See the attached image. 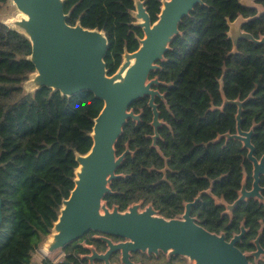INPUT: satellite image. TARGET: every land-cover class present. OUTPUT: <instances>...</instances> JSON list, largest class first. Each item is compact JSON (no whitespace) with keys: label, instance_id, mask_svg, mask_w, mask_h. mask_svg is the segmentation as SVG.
<instances>
[{"label":"trees","instance_id":"obj_1","mask_svg":"<svg viewBox=\"0 0 264 264\" xmlns=\"http://www.w3.org/2000/svg\"><path fill=\"white\" fill-rule=\"evenodd\" d=\"M9 0H0V11ZM67 22L84 28L103 30L109 49L105 58L108 75L117 72L125 52H135L144 37L134 25V0H65ZM146 1L155 22L162 0ZM180 30L158 75L172 86L166 89L171 113L164 111L172 132L166 128L158 145L164 153L151 148L147 123H128L116 145L118 155L127 146V156L119 173L126 175L112 185L116 194L107 195L109 206L127 208L138 200L152 202L161 213L172 218L199 191L207 189L215 177L217 133L228 126L214 124L211 110L222 102L221 90L228 98L252 88L253 77L240 84L231 83L224 73L237 55L228 37L229 23L240 14L253 13L241 0H203ZM264 5V0H259ZM256 37L264 34V17L245 25ZM250 46L253 43L243 41ZM31 42L0 21V196L3 223L0 228V264H68L34 256L51 234L64 200L75 188L77 154H87L93 146L91 133L103 101L86 91L72 97L42 88L26 93L23 84L36 72L28 59ZM225 74L223 84L219 83ZM135 106V103L132 105ZM137 106V105H136ZM224 151V150H223ZM221 155V165H227ZM167 168L169 182L163 180ZM205 226L212 229V199L204 198ZM65 251L84 252L81 246L68 245ZM69 264H77L68 255Z\"/></svg>","mask_w":264,"mask_h":264},{"label":"water","instance_id":"obj_2","mask_svg":"<svg viewBox=\"0 0 264 264\" xmlns=\"http://www.w3.org/2000/svg\"><path fill=\"white\" fill-rule=\"evenodd\" d=\"M22 14L6 24L24 35L32 44L29 60L36 72L23 84L26 93L48 88L61 95L72 97L90 91L103 101V108L95 119L93 146L85 154H77L75 188L64 200L58 220L41 250L48 256L84 238L90 232L127 239L114 243L106 236L97 239L107 246L104 253L89 246L81 260L88 264H115L113 256H119L118 264H135L133 253L188 257L195 264H249L247 257L225 238L212 234L196 224L190 217L191 207L183 220H166L149 207L139 211L133 205L128 212H112L103 202L111 194L114 180L123 177L117 172L129 150L117 155L116 145L129 120H139L133 103L150 96L153 105L155 92L151 90L158 80H150L151 72L158 70L159 62L166 61L174 39L181 35L180 25L203 0H162L158 19L152 22L146 1L134 0L135 26L142 29L144 37L135 52H125L117 72L108 75L105 58L109 49L106 33L99 29L84 28L80 23L67 22L65 0H10ZM256 17H239L230 23L229 36L235 45L240 39L257 44L264 43L243 32L242 26ZM158 114L155 121L157 122ZM2 198L0 196V228L3 223ZM48 240V241H47Z\"/></svg>","mask_w":264,"mask_h":264},{"label":"flooded vegetation","instance_id":"obj_3","mask_svg":"<svg viewBox=\"0 0 264 264\" xmlns=\"http://www.w3.org/2000/svg\"><path fill=\"white\" fill-rule=\"evenodd\" d=\"M241 2L253 13L249 16L240 14L230 23L235 22L239 17L244 19L256 17L248 23L264 17V5L259 0H241ZM230 23L228 37L233 43L230 54L237 55L239 58L233 60L232 64L228 68H224L223 71L224 73L227 70L230 72L231 83L240 84L242 80L251 77H253V80L251 82L252 88L247 92H239L235 98H228L224 89H222L221 104L211 109L214 112L213 121L215 126L219 128L225 124L228 126V130L217 133L216 138L213 140L215 143L216 169L210 187L199 191L191 201H184L182 211L172 218L164 216L152 202L144 200L133 202L124 209H121L119 205L109 206L105 198L107 195L116 194L112 186L113 193L107 194L103 202L106 203L111 212L117 208L119 212L125 213L133 205H139L140 212L152 207L157 216L169 221L183 220L187 212V205L195 203L191 207L190 217L195 219L197 225L219 237L223 236L227 243H232L247 257L249 264H264V43L257 44L247 39H240L238 44L235 45L233 39L229 36ZM248 23L242 26V31L261 41L264 34L260 33L256 37L253 33L247 31L245 25ZM243 41L251 42L253 45L242 43ZM163 63L159 62L161 68L151 72L150 80H158L161 83L160 85L154 84L151 87V90L158 92L154 94L153 105H149L150 96H145L136 101L134 107L132 106L133 103L128 110L129 112L133 110L135 115L140 118L139 120H129L128 123L135 126L147 123L150 126L151 134L146 136L151 140V148L156 149L162 157H164V153L158 142L162 139V133L166 128L172 132L170 124L163 117L164 111L171 113L166 89L172 86L171 83L162 80L158 75L164 69ZM224 77L225 74L219 79L221 85ZM156 114H158L157 122L155 121ZM128 150L127 156L131 153L127 146L126 151ZM222 154L228 160L227 165H221L220 163ZM166 170L167 168L161 170L164 174L163 180L169 182ZM117 173L123 176L121 178L126 176L119 173V170ZM206 196L212 199L211 223L213 230H209L205 226L207 209L205 210L204 198ZM100 236H106L114 243L127 241L124 238L90 232L81 240L70 244L81 246L85 251L81 253L74 250L68 252L62 262L69 264L66 260L67 256L74 255L79 259L76 260L77 264H88L87 261L80 259L82 255L90 253L87 247L93 246L99 253H104L107 250L106 244L97 239ZM115 258L119 261L118 255L113 256L112 261H115ZM132 260L135 264H183L184 261L195 264L188 257L173 256L169 258L163 253L158 256L142 252L133 253Z\"/></svg>","mask_w":264,"mask_h":264},{"label":"rangeland","instance_id":"obj_4","mask_svg":"<svg viewBox=\"0 0 264 264\" xmlns=\"http://www.w3.org/2000/svg\"><path fill=\"white\" fill-rule=\"evenodd\" d=\"M20 17H21V13L17 10L16 6L13 5V3L10 0L8 1L7 5L0 11V21H3L5 23H9L15 19L20 18ZM44 245H41V247H43ZM41 247L38 249L39 251H40ZM39 251H37L35 253V259L41 257L39 255V253H40ZM66 254H68L67 251L62 249V250H58V251L54 252L53 254L49 255L47 258L51 259L52 261L54 260L57 262H62L65 260ZM118 262L119 261L116 258H115V261H113V263H115V264H118ZM183 264H190V263L184 261Z\"/></svg>","mask_w":264,"mask_h":264},{"label":"crops","instance_id":"obj_5","mask_svg":"<svg viewBox=\"0 0 264 264\" xmlns=\"http://www.w3.org/2000/svg\"><path fill=\"white\" fill-rule=\"evenodd\" d=\"M39 255H40L41 257H39V258H37V259H35V256H34V262H36V263H41L45 258H47V257L49 256V255H48V256L46 255L47 257H44L41 253H39ZM53 262H54V263H58L57 261H54V260H53Z\"/></svg>","mask_w":264,"mask_h":264},{"label":"built area","instance_id":"obj_6","mask_svg":"<svg viewBox=\"0 0 264 264\" xmlns=\"http://www.w3.org/2000/svg\"><path fill=\"white\" fill-rule=\"evenodd\" d=\"M37 251H39V250H37ZM44 257H47L46 256V254L40 249V251H39Z\"/></svg>","mask_w":264,"mask_h":264},{"label":"bare ground","instance_id":"obj_7","mask_svg":"<svg viewBox=\"0 0 264 264\" xmlns=\"http://www.w3.org/2000/svg\"><path fill=\"white\" fill-rule=\"evenodd\" d=\"M22 15V14H21Z\"/></svg>","mask_w":264,"mask_h":264}]
</instances>
